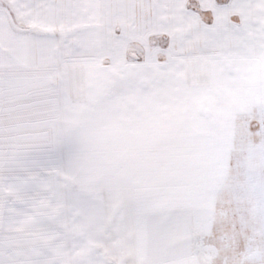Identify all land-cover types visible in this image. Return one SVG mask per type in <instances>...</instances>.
Here are the masks:
<instances>
[{
  "label": "snow or ice",
  "instance_id": "obj_1",
  "mask_svg": "<svg viewBox=\"0 0 264 264\" xmlns=\"http://www.w3.org/2000/svg\"><path fill=\"white\" fill-rule=\"evenodd\" d=\"M0 264H264V0H0Z\"/></svg>",
  "mask_w": 264,
  "mask_h": 264
}]
</instances>
